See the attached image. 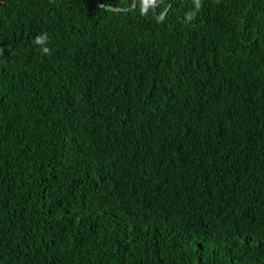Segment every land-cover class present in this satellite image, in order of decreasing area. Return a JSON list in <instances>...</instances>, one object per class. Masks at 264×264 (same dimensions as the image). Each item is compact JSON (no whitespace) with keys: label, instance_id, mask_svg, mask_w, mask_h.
Masks as SVG:
<instances>
[{"label":"trees","instance_id":"16d2710c","mask_svg":"<svg viewBox=\"0 0 264 264\" xmlns=\"http://www.w3.org/2000/svg\"><path fill=\"white\" fill-rule=\"evenodd\" d=\"M99 1L0 0V264H264V0Z\"/></svg>","mask_w":264,"mask_h":264},{"label":"clouds","instance_id":"9594fccd","mask_svg":"<svg viewBox=\"0 0 264 264\" xmlns=\"http://www.w3.org/2000/svg\"><path fill=\"white\" fill-rule=\"evenodd\" d=\"M156 4H157V0H141V3H140V13H141V15H143V14L148 12L149 5L155 6ZM196 7L199 8V0H197ZM154 9H155V7H154ZM187 19L188 20H192L193 19V15L189 14L187 16ZM45 39H46V37H43V36L38 37L36 39V43L39 44V45H43V43L45 42ZM42 51L45 54L49 53V49L47 47H43Z\"/></svg>","mask_w":264,"mask_h":264},{"label":"water","instance_id":"95a60500","mask_svg":"<svg viewBox=\"0 0 264 264\" xmlns=\"http://www.w3.org/2000/svg\"><path fill=\"white\" fill-rule=\"evenodd\" d=\"M97 6L99 7H102V8H106V9H111V10H114V11H120V10H124L125 8H120V7H112V6H108V5H105L103 3H101L99 0H92ZM136 0H134V4H135ZM172 3H170L166 9L163 11V13L161 15L157 14V12L155 11L154 9V6L153 5H149L150 6V9L152 10V13L153 15L158 19V21H163L164 18H165V15L168 11V9L170 8ZM134 6V5H133Z\"/></svg>","mask_w":264,"mask_h":264}]
</instances>
